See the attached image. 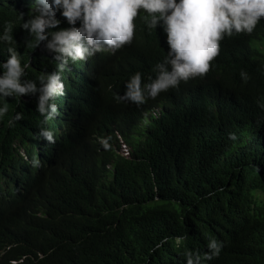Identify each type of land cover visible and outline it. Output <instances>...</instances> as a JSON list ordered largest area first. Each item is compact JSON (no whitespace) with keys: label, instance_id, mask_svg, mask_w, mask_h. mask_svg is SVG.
<instances>
[{"label":"trees","instance_id":"trees-1","mask_svg":"<svg viewBox=\"0 0 264 264\" xmlns=\"http://www.w3.org/2000/svg\"><path fill=\"white\" fill-rule=\"evenodd\" d=\"M32 3L0 0V30L11 24L13 46L22 63L31 65L29 79L55 69L39 48L23 43L20 13L26 20ZM165 40L159 28L145 29L140 42L116 58L108 98L87 140L31 196L0 212V264H184L186 250L206 251L213 236L224 247L207 264H264V18L252 34L224 41L216 64L231 74L237 73L234 66H245L249 79L241 88L225 73L216 75L213 80H223L229 91L216 112L205 110L214 102L210 96L187 82L162 94L159 103L166 109L176 104L165 117L138 124L134 118L142 106L114 96L123 93L131 74L144 75L152 61L162 59ZM6 49L0 44V61ZM69 67L61 103L86 85L85 62ZM184 94H193L188 108L178 105ZM8 102L9 113L0 121L4 196L6 185L45 150L46 142L35 134L54 128L52 121L41 124L34 97ZM18 111L24 118L9 127ZM116 131L130 147L127 157L115 153ZM230 132L236 141L228 138Z\"/></svg>","mask_w":264,"mask_h":264},{"label":"clouds","instance_id":"clouds-1","mask_svg":"<svg viewBox=\"0 0 264 264\" xmlns=\"http://www.w3.org/2000/svg\"><path fill=\"white\" fill-rule=\"evenodd\" d=\"M32 5L26 20L20 13V28L26 33L23 43L39 48L55 69L44 71L35 79L27 78L31 65L22 63L18 47L13 46L17 44L13 28L5 22L0 30V44L7 46V58L0 61V121L9 113L8 98L34 97L35 112L43 117L41 124L52 121L54 128L41 127L35 134L46 142L45 150L24 174L6 185L8 196L2 193L0 176V212L12 201L31 196L50 172L66 160L67 154L87 140L108 98L116 58L136 46L145 29L149 33L161 30L166 37L165 54L160 61H152L144 75L139 71L131 74L123 84V93L114 96L118 102L142 106L134 118L138 124L165 117L176 104L171 103L166 109L159 103L161 97L187 82L193 83L194 90L201 87L202 96H210L214 102L205 104V110L216 112L229 91L223 80L213 78L225 73L241 88L249 79L245 66H234L237 73L231 74L216 64L224 41L252 34L264 18V0H33ZM63 22L69 27H60ZM77 62H85L86 85L75 98L61 103L59 100L65 95L63 73ZM190 95L193 94H184L178 105L188 108ZM23 118L22 112H16L7 121L8 126H15ZM82 132L85 135L80 137ZM115 133L119 139L115 153L129 156L130 147L118 131ZM228 138L237 140L232 132ZM100 141L106 142L107 138ZM68 142L72 144L66 147ZM108 168L112 166L108 164ZM223 247L222 241L210 237L206 251L184 252V264H207L219 258Z\"/></svg>","mask_w":264,"mask_h":264},{"label":"rangeland","instance_id":"rangeland-1","mask_svg":"<svg viewBox=\"0 0 264 264\" xmlns=\"http://www.w3.org/2000/svg\"><path fill=\"white\" fill-rule=\"evenodd\" d=\"M102 66H103V65L101 64L100 69L102 68ZM84 135H85V132H84V133L82 132V134L80 135V137H81V136H84Z\"/></svg>","mask_w":264,"mask_h":264}]
</instances>
